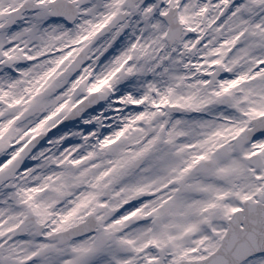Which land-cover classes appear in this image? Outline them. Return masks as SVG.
Here are the masks:
<instances>
[{"label": "snow or ice", "instance_id": "1", "mask_svg": "<svg viewBox=\"0 0 264 264\" xmlns=\"http://www.w3.org/2000/svg\"><path fill=\"white\" fill-rule=\"evenodd\" d=\"M0 264H264V0H0Z\"/></svg>", "mask_w": 264, "mask_h": 264}]
</instances>
